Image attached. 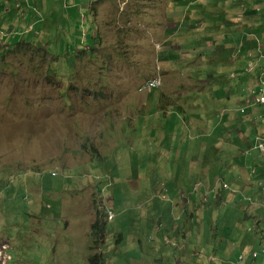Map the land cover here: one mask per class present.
<instances>
[{
    "label": "rangeland",
    "instance_id": "1",
    "mask_svg": "<svg viewBox=\"0 0 264 264\" xmlns=\"http://www.w3.org/2000/svg\"><path fill=\"white\" fill-rule=\"evenodd\" d=\"M184 1H174L176 23L194 26L184 34L224 42L204 59L186 47L167 68L155 45L171 0H0L7 264H264V187L250 177L257 169L264 182V156L252 150L264 107L237 113L257 73L230 48L248 29L245 0L200 6L232 20L208 31ZM263 31L247 41L264 42ZM155 77L164 85L149 98L139 90Z\"/></svg>",
    "mask_w": 264,
    "mask_h": 264
},
{
    "label": "crops",
    "instance_id": "2",
    "mask_svg": "<svg viewBox=\"0 0 264 264\" xmlns=\"http://www.w3.org/2000/svg\"><path fill=\"white\" fill-rule=\"evenodd\" d=\"M174 1L175 0H171V2L169 4V7H168L169 18L167 19V24H166L167 27L164 30V35L161 38L160 44L157 45V52H161V56L165 59V61L163 63L166 65L167 68H169L168 67L169 64H172L173 62H175L173 59L178 58L179 55H183V51H184V49H186V47H192V48L197 47V50H202L203 59H204L206 54L212 50L211 48H216V46L217 47L222 46L221 43L224 42V39L217 40L218 39L217 36H212V35H210V36L204 35L205 36L204 42L195 41L194 38L196 37V35L184 34V32H188L191 29V27H194V26H185L184 20H182L179 23H176L177 19L180 20V17H178L177 9H178V4L180 5L181 2L180 3H174ZM207 1L208 0H185L182 3V5L184 8L188 7L189 10L195 9V15L205 16V18L203 19L205 21L204 27L208 31V29L211 30V28H210L211 25H213L215 27V24H212L213 21H221L222 18L217 17L215 14H213V15L211 14L209 16H206V14H204L205 11L199 10L200 6L204 5ZM250 2H252V1L251 0H245L243 2V4H242L243 12H241L239 15V19L243 18L242 17L243 14L247 15V18L244 19L242 22L246 21L247 24H243V25L244 26L248 25V29H247V31L244 30V32H242V33L240 31H238L239 37H238V47L237 48H239V49H234L233 47H230V48L234 51V53H235V51H237L240 53V55H243L244 57H246L247 59H249L251 61L252 59L255 60V57L260 53L259 48L261 45L260 44L261 39H260V43H256V44H254L251 41H247V39H248L250 33L252 32L253 27L255 29V32H257V30L258 31L264 30V23H263L264 22V2H263V5H259L256 1L251 3V4H250ZM261 16H263V17L261 18ZM259 19L262 21V23L257 25V22ZM196 20H198V19H196ZM222 20L223 21L220 22L219 25L224 23L223 26H227V27L233 26L231 24L232 20L229 19L228 15L226 16V18H224ZM169 21H172V22L169 23ZM240 24L241 23H239V25L236 24L234 26H237V28H240ZM251 25H253L252 29H251ZM206 27H209V28H206ZM256 28H258V29H256ZM262 34L264 35V31L262 32ZM190 41H193V42H192V44L189 45L188 42H190ZM210 41H213V43L210 44ZM216 41L217 42L220 41V42H218L216 44ZM214 43L216 44V46ZM215 50H218V49H215ZM261 65H264V62H261ZM218 69H221V67H219ZM199 86H201V85H199ZM201 88H204V86L202 85ZM227 94H228L227 100H229L230 92ZM242 95H243V93L241 94V98H242ZM151 96H153V92H151L150 96H148V97L150 98ZM221 99H222L221 94L217 93L210 100V103L207 104V112L211 113L212 106L215 105L217 103V101H219ZM148 102H149V100H148ZM146 106H148V103L142 102L141 103V110H143ZM161 109H162L163 114H165L166 116H170V114H171L170 117H172L175 114L173 109L171 108V104L166 105L165 101L162 102ZM148 110H149V107H148ZM220 114H221V118L223 119L224 118L223 112H221ZM199 121L206 124L207 122L211 123L212 119L209 120L208 116H206V117L201 118V120H199ZM224 121H222V122H224ZM166 128H167V126L164 124V130H166ZM159 134H161V133H159ZM1 241L4 242L5 239H3ZM87 258H88V255H87Z\"/></svg>",
    "mask_w": 264,
    "mask_h": 264
},
{
    "label": "clouds",
    "instance_id": "3",
    "mask_svg": "<svg viewBox=\"0 0 264 264\" xmlns=\"http://www.w3.org/2000/svg\"><path fill=\"white\" fill-rule=\"evenodd\" d=\"M11 0H8V2H10ZM242 17H244L243 15H242ZM261 45H260V53L255 57V60H251V64H250V66H249V68H248V73L249 74H252V73H257V79H256V81H254V80H249V81H251V84H252V82H253V84L250 86V87H248L246 90H245V92L243 93V95H242V98H244L243 96H244V94L246 93V101H247V105H245V106H243V107H241V108H239L238 110H237V113H240V114H245V115H248V111L252 108V107H254V106H257L255 103H254V101L252 100V98H253V96H252V91L253 90H257L258 88H260V86H261V81H262V79L264 78V65H261V62H264V43L261 41V43H260ZM156 47H157V45H156ZM155 80H161L162 81V84H161V86H159V87H157V88H154V89H149L147 86H148V84L150 83V82H152V81H155ZM163 85H164V80H163V78L162 77H155V78H153V79H151V80H149V81H147L146 83H144V85L140 88V92L141 93H146V92H154V90H156V89H160V88H162L163 87ZM136 107V106H135ZM257 107H264V106H257ZM138 108V107H137ZM139 110H138V112L140 113V114H142L141 112H140V108H138ZM143 115V114H142ZM134 118V117H133ZM133 118H132V120H133ZM262 120V123H263V127H264V117H262L261 118ZM132 120H129V121H131V123H132ZM223 123V122H222ZM263 145L264 146V137L263 138H261V137H256V143H255V146H254V148L252 149V150H255V151H258V152H260L263 156H264V153L263 152H261L259 149H257V147L259 146V145ZM51 175L53 176V177H55L57 174L55 173V172H52L51 173ZM250 177H256V178H258L259 180L257 181V183H256V187L257 186H260V187H264V182H262L261 180H260V177H261V174H260V172L257 170V169H253V170H251V173H250ZM196 188V186L194 187V189ZM194 189H193V191H194ZM192 191V192H193ZM110 212L111 213H113V218H109V215H110ZM116 215L114 214V212L112 211V210H107V220L108 221H111V220H113L114 219V217H115ZM3 245H8L7 243H4L3 241H2V243H1V245H0V249L2 248V246ZM10 249V246H8V249H6V250H9ZM6 250H4V251H6ZM257 254V253H256ZM96 254H94V255H92V256H95ZM258 256H259V254H257ZM263 255H264V252H263ZM97 256V255H96ZM253 256H254V254H253ZM7 260H8V257H7ZM7 260H6V264H7ZM89 261H90V258H89ZM91 262V261H90Z\"/></svg>",
    "mask_w": 264,
    "mask_h": 264
},
{
    "label": "built area",
    "instance_id": "4",
    "mask_svg": "<svg viewBox=\"0 0 264 264\" xmlns=\"http://www.w3.org/2000/svg\"><path fill=\"white\" fill-rule=\"evenodd\" d=\"M161 84H162L161 80H155V81L150 82L147 87L149 89H154V88L161 86ZM252 96H253L252 100L257 106H264V78L261 81L260 88L252 91ZM257 149H259L261 152L264 153L263 145L260 144L257 147ZM113 216H114L113 213L110 212L109 218L111 219L113 218ZM6 249H8V245H3L2 248L0 249V264H6L7 257L4 255V250ZM257 257L258 255L254 254V258H257Z\"/></svg>",
    "mask_w": 264,
    "mask_h": 264
},
{
    "label": "trees",
    "instance_id": "5",
    "mask_svg": "<svg viewBox=\"0 0 264 264\" xmlns=\"http://www.w3.org/2000/svg\"><path fill=\"white\" fill-rule=\"evenodd\" d=\"M103 225V224H102ZM102 225H101V227H102ZM101 227H100V230H101ZM97 228H98V224L97 223H95L94 225H93V229H96L97 230ZM96 260V257H90V261L91 262H94ZM99 264H101V263H99Z\"/></svg>",
    "mask_w": 264,
    "mask_h": 264
}]
</instances>
